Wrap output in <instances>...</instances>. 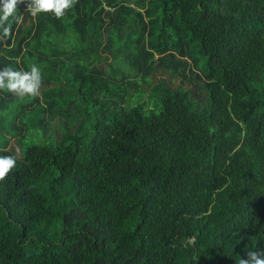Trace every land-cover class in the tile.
I'll list each match as a JSON object with an SVG mask.
<instances>
[{
    "label": "trees",
    "instance_id": "16d2710c",
    "mask_svg": "<svg viewBox=\"0 0 264 264\" xmlns=\"http://www.w3.org/2000/svg\"><path fill=\"white\" fill-rule=\"evenodd\" d=\"M15 15L0 68L41 65L42 87L27 102L0 91V156L16 160L0 182V264L264 252V0Z\"/></svg>",
    "mask_w": 264,
    "mask_h": 264
},
{
    "label": "clouds",
    "instance_id": "9594fccd",
    "mask_svg": "<svg viewBox=\"0 0 264 264\" xmlns=\"http://www.w3.org/2000/svg\"><path fill=\"white\" fill-rule=\"evenodd\" d=\"M21 3L25 4L26 12L33 18L41 13H52L55 18L61 19L68 9L75 6L77 0H0V43L11 37L13 23L20 24L23 21V15H15ZM41 87V65L32 63L28 70L0 68V91L12 94L21 102L39 97ZM15 165L13 156H0V182L5 180ZM239 264H264V252L248 251L239 259Z\"/></svg>",
    "mask_w": 264,
    "mask_h": 264
},
{
    "label": "rangeland",
    "instance_id": "374dc122",
    "mask_svg": "<svg viewBox=\"0 0 264 264\" xmlns=\"http://www.w3.org/2000/svg\"><path fill=\"white\" fill-rule=\"evenodd\" d=\"M191 230H194V231H195L196 229H195V227L193 226V227H191L190 231H191ZM194 233H195V235H197V234H198L197 230H196ZM238 245H239V244H238Z\"/></svg>",
    "mask_w": 264,
    "mask_h": 264
}]
</instances>
